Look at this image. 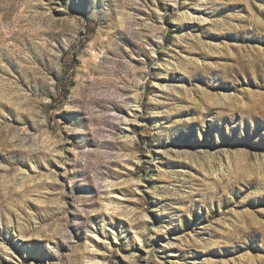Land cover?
Here are the masks:
<instances>
[{
  "label": "rangeland",
  "instance_id": "1",
  "mask_svg": "<svg viewBox=\"0 0 264 264\" xmlns=\"http://www.w3.org/2000/svg\"><path fill=\"white\" fill-rule=\"evenodd\" d=\"M114 226L90 264H264V0H0V247Z\"/></svg>",
  "mask_w": 264,
  "mask_h": 264
},
{
  "label": "bare ground",
  "instance_id": "2",
  "mask_svg": "<svg viewBox=\"0 0 264 264\" xmlns=\"http://www.w3.org/2000/svg\"><path fill=\"white\" fill-rule=\"evenodd\" d=\"M174 6H177V2L174 1ZM175 9V8H174ZM162 41H163V35L162 33L158 36V42L156 43L158 47L161 46L162 44ZM51 51H53L55 53V58L58 59L59 57V51H56L54 49H52ZM155 49L153 50V53H155ZM53 53V54H54ZM100 53H96L94 52L93 53V60L95 61L99 56ZM96 62V61H95ZM170 89V88H168ZM132 114V113H131ZM130 112L129 114H126V115H123L121 118H122V121L125 125V128L121 129L120 131V135L121 136H126L128 137V130L130 129L128 127V124L127 123H130V121L134 120L135 119H130ZM133 116V115H131ZM216 177V176H215ZM116 185V184H115ZM107 187H112V184H108ZM111 190V189H110ZM109 191V190H108ZM108 193H113V192H108ZM113 202L111 200H109V203L107 204L106 206V210H109L111 208V206L113 205L112 204ZM113 209V208H112ZM111 210V209H110ZM113 211V210H112ZM111 225V224H110ZM91 234L93 235V237L91 238H88L87 242H88V245L87 247L90 248V251L87 253L86 255V260L83 264H90L92 262H97L99 259L98 256H96V254H94L93 250L97 248V245L100 241H104V240H107L110 238V236H112V239L115 240L117 239V237L120 236V233L116 231V227H111L110 230H107L106 231H103V230H99V229H95V230H91ZM120 238V237H119ZM111 239V240H112ZM139 242L141 241L140 239H138ZM117 243V242H116ZM141 244V243H140ZM139 244L138 246V249L142 248L141 245ZM2 250H6L8 251L9 253H13V254H19V257L22 258L23 257V262L26 264V262H28L27 264H36V260L40 259V257L38 255H34V254H28V251H26V248H20L18 244H16L15 242H10L8 240H5L4 242H1V247H0ZM142 250V249H141ZM139 251V250H138ZM138 251L137 254H138ZM151 252L149 250H145V261H149V259L151 258ZM134 256V255H133ZM31 263H30V262ZM136 258L135 257H132L131 261H129L128 263L129 264H137L136 263Z\"/></svg>",
  "mask_w": 264,
  "mask_h": 264
}]
</instances>
